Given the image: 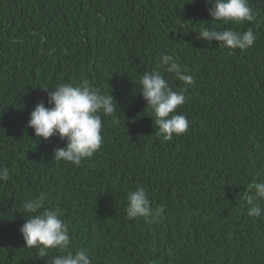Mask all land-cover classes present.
I'll return each mask as SVG.
<instances>
[{
  "label": "trees",
  "instance_id": "1",
  "mask_svg": "<svg viewBox=\"0 0 264 264\" xmlns=\"http://www.w3.org/2000/svg\"><path fill=\"white\" fill-rule=\"evenodd\" d=\"M252 23H213L207 0H0V264H47L20 232L25 200L69 227L72 250L92 264H264V218L246 197L264 180V0H248ZM202 26L245 32L247 50L220 48ZM161 54L195 78L178 112L189 131L162 142L140 94ZM174 90L184 88L160 69ZM87 81L113 95L103 145L77 167L54 160L66 141L37 138L30 115L48 90ZM143 186L155 222L128 220L127 195ZM264 204V202H262Z\"/></svg>",
  "mask_w": 264,
  "mask_h": 264
},
{
  "label": "clouds",
  "instance_id": "2",
  "mask_svg": "<svg viewBox=\"0 0 264 264\" xmlns=\"http://www.w3.org/2000/svg\"><path fill=\"white\" fill-rule=\"evenodd\" d=\"M212 5L209 16L213 23L242 25L255 22L257 13L248 0H207ZM200 38L209 44L216 41L220 48L247 50L256 42V35L249 27L245 32L232 29L218 30L216 27L202 26ZM174 75L184 88L174 90L160 70ZM140 94L147 102V108L154 116V125L162 142H171L175 137L186 134L190 122L178 109L189 99L188 87L195 84V78L188 74L176 59L161 54L156 70L147 71L140 79ZM48 107L41 101L30 115L28 127L37 138L50 141L59 137L66 141L64 148L54 149V160L81 166L83 161L92 158L103 145L102 117L115 116L118 107L113 95L104 94L86 80L78 85L60 83L54 90H48ZM10 179L9 170L0 168V182ZM252 194L246 197L249 217L264 218V180L252 185ZM46 195L40 194L25 200L22 210L26 222L20 229L26 248L36 249L43 260L55 250L59 254L47 260V264H92L87 249L72 250V240L68 224L60 214L46 208ZM125 208L128 220L144 218L146 222L157 221L164 212V206L152 207L147 190L138 186L127 195Z\"/></svg>",
  "mask_w": 264,
  "mask_h": 264
}]
</instances>
